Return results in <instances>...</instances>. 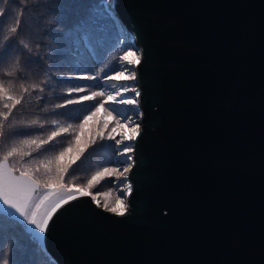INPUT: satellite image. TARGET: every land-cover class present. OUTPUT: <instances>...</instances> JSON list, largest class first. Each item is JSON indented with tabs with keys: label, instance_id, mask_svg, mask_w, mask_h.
<instances>
[{
	"label": "water",
	"instance_id": "1",
	"mask_svg": "<svg viewBox=\"0 0 264 264\" xmlns=\"http://www.w3.org/2000/svg\"><path fill=\"white\" fill-rule=\"evenodd\" d=\"M141 61L124 216L91 197L39 240L55 264H264V0H110Z\"/></svg>",
	"mask_w": 264,
	"mask_h": 264
},
{
	"label": "snow or ice",
	"instance_id": "2",
	"mask_svg": "<svg viewBox=\"0 0 264 264\" xmlns=\"http://www.w3.org/2000/svg\"><path fill=\"white\" fill-rule=\"evenodd\" d=\"M11 0H0V5H6ZM42 7L39 0L32 6V11H38ZM17 10L13 14L7 7H0V35L3 34V28L6 22L11 19L12 24L8 27L11 35L3 36V46L0 47V72L5 77H14L21 71V65L18 54L29 49L28 43L20 38L22 29L20 24L24 13L29 11V0H18L13 4ZM112 4L107 0L106 11L109 14L107 20L99 21L94 17L93 12L84 19L80 20L73 29H68L67 33H75L84 45L85 49L92 52L90 39V28L100 27L107 24L108 21L115 23L112 19ZM14 41V43H11ZM119 40V43H122ZM63 60V57H60ZM141 56L132 49V46L125 48L122 54L116 59L111 71L107 72L100 81L102 84L112 83L115 91H104L102 88L98 91H92L90 94L78 95L85 91L84 86L73 87L69 91V97L61 103L52 106V114L65 115L58 112V109H67L70 105H80L88 101H96L87 112L83 113L82 118L76 121L75 127L80 132L83 131L88 120L96 116L103 109L109 115H114L116 125H129L131 135H121L119 140L109 134L106 139L115 141L114 144L107 145L112 150L114 157H123L116 159L113 166L104 167L96 171L86 183L73 185L66 180L69 169L83 156L85 149L79 147V132L69 133L73 124L60 126L57 120H51V129L46 136H43L40 130L46 128L47 120L41 122L40 118L31 121L19 120L14 116V111L19 110L26 103L25 96L31 95V92L44 93L48 88V79H42L39 83H32L25 86L20 84L18 93L11 83L6 84L0 79V211H3L5 217H11L24 230L31 234V239L41 240L48 231L49 224L54 215L66 205L82 197L91 195V199L97 207H103V210L116 216H124L127 211L124 196H130L133 191L132 183L128 182L127 173L130 172L133 164L129 163L133 159L129 154L134 151L132 141L140 134V124L137 119L141 116L138 107L137 98L140 92L136 87L131 86L125 81H135L137 72L135 66H138ZM32 64H39V61L33 60L30 55L25 61V67ZM60 65H57L59 67ZM127 73V75H125ZM85 79L96 81L99 79L96 75L65 77L63 73L56 83L70 79ZM19 79L23 80V76ZM121 82V86L116 88L115 82ZM31 90V91H30ZM49 91L53 89L48 88ZM132 92V98L127 97V93ZM77 95L73 96L72 94ZM49 98L46 96H37V100L44 101V104L38 105V111H45V105ZM120 106L130 107L132 111L125 112L123 109L117 111ZM104 127H107L105 124ZM115 131V129H113ZM68 134L71 139L66 147L57 151L58 137ZM101 141L105 140L103 130L99 132ZM92 143H96L95 140ZM75 150V155L67 162L65 157ZM50 154V155H49ZM110 163H112L110 161ZM106 177H114L121 185L118 188L119 195L111 192L103 193V205L97 200L91 190ZM112 197L109 201V197ZM2 227V221H0ZM4 264H9L8 260ZM34 264V262H33Z\"/></svg>",
	"mask_w": 264,
	"mask_h": 264
},
{
	"label": "trees",
	"instance_id": "3",
	"mask_svg": "<svg viewBox=\"0 0 264 264\" xmlns=\"http://www.w3.org/2000/svg\"><path fill=\"white\" fill-rule=\"evenodd\" d=\"M101 1L102 0H39L42 7L34 12L32 11V6L37 0H29V11L24 13L20 24V28L22 29L20 38H23L25 42L28 43L30 52L24 50L22 53L18 54L21 71L17 73L16 76L5 77L2 72H0V79H3L6 84L11 83L18 93L20 92L21 83L27 86L32 83H39L42 79H48V88L53 89V91H49L48 88H46L44 93L31 92L30 96L26 95V103L23 107L18 106L19 110L14 111V116L17 121L21 119L31 121L40 118L41 122H44L46 119V128L40 130L43 136H46L48 131H50L51 120L53 119L57 120L60 126H66L69 123L73 124V128L69 129V133L79 132V147L85 149V151L83 156H81L69 169V174L66 177L68 181H77V178L80 180L81 178L79 175H81L82 168H86V163L96 161L101 155L104 156L102 164L107 167L113 166L117 159L113 157L112 150L105 148V145L91 146V138L84 140L83 137H85V134L75 127L76 121L82 118L83 113L87 112L93 103L99 101V97L96 101H88L80 105H70L67 109L57 110L58 112L65 113V115L52 114V106L56 103L64 102L69 97L71 88L84 86L85 89H90V91H98L102 88L100 77L103 75V69L101 66L106 57L105 53L108 48L107 41L109 40L108 33H106L105 30L106 28L95 27L89 29L92 52L85 49L76 35L81 49H83L88 56L87 63L79 61L75 56L72 57V52H68L66 47L63 49L62 46L58 44L57 40L58 37L62 38V36L71 34H66L67 30L73 29L80 20L84 19L92 12L96 18L97 15H95L94 12L100 11V9L104 11ZM16 2H18V0H11L10 3L0 5V7H7L15 14L17 10L13 8V4ZM105 13H107V11ZM112 19L116 22V18L113 14ZM11 24L12 20L9 19L3 28V34L0 35V47H2L4 43L3 36L11 35L8 32V27L11 26ZM117 26L118 29L121 28L119 24ZM109 35L111 36V34ZM11 43H14V41ZM69 43L72 45L75 53L81 51V49L79 50V48L74 45V41H69ZM121 48L122 50L125 49L123 46H121ZM28 55H30L33 60L39 61V64H32L25 67V61L28 59ZM60 57H63V60H61ZM54 59H56L57 64L60 65L59 67H57V65L54 66ZM61 73H63L65 77L69 75H75L77 77L96 75L99 79L90 81L76 78L56 83ZM20 76H23V80L19 79ZM72 95L75 96L77 94L73 93ZM78 95H81V93ZM37 96H46L49 98L45 105V111L43 112L38 111V105L44 104L45 102L37 100ZM57 139L60 142L57 144V151H59L67 146L71 136L65 134ZM2 151L3 149L0 147V155H2ZM74 155L75 150L69 153L65 162ZM110 161L112 163H110ZM74 176L76 178H73ZM0 221H2V227H0V260L3 254L8 251L7 254L14 252L13 258L10 259L12 264H33V262L35 264L34 254L41 255L45 260V264H55L46 254L40 242L31 239V236L24 230L22 225H19L11 217H5L2 212H0ZM19 249L23 251V254H20Z\"/></svg>",
	"mask_w": 264,
	"mask_h": 264
},
{
	"label": "rangeland",
	"instance_id": "4",
	"mask_svg": "<svg viewBox=\"0 0 264 264\" xmlns=\"http://www.w3.org/2000/svg\"><path fill=\"white\" fill-rule=\"evenodd\" d=\"M102 7L104 9V11L106 12V8H107V0H102L101 1ZM101 7V8H102ZM102 9H100V11L94 12L95 15H97L96 19H98L99 21H105L108 18V13H105ZM117 20L115 23H112L111 21H108L107 24H102V26L105 30L106 33H108V38L109 40L107 41V45L108 48L106 50V57L104 58V62L102 64V69H103V75L100 77V81L104 78L105 74L109 71H111V68L113 67L116 59L122 54L123 50L121 48V46H124L125 44H123L125 42L124 39L127 38V34L121 29H118V24H117ZM105 26V27H104ZM111 34V36L109 35ZM58 44H60L62 46V48L64 49V47H66V49L69 51H71V55L72 57L75 56L77 57V59L79 61H83L84 63H87V59L88 56L85 54V51L83 49H81L79 40L76 38V34L75 33H71V34H67L66 36H62V38L58 37ZM119 40H124L122 43H119ZM74 41V45L77 46L79 48V50L81 49V51H79V53H75V51H73L72 45L69 43ZM129 47L126 45V48ZM133 49V48H132ZM134 51H136L135 49H133ZM137 52V51H136ZM76 54V55H75ZM138 55V53H137ZM54 66L58 65L56 62V59L53 60ZM125 75H127V73H125ZM112 83L113 82H109L106 84H102L101 83V87L104 91H115L116 89L112 87ZM116 83V88H119L121 86V82L117 81ZM124 83H127L131 86L136 87L133 84V81H125ZM92 92V90L90 91V89H85L84 92H81V96L82 95H86V94H90ZM134 96V93L131 92L127 94L128 98H132ZM121 109H123L125 112L128 111H132L131 108H126L124 106H120L117 111H120ZM136 110V109H135ZM137 111V110H136ZM107 125V127H104V125ZM122 128H123V124L122 125H116L115 119H114V115H109L108 113H106L103 109H101L95 117H93L92 119L88 120L87 124H85L84 129L82 131V133L85 134V137H83L84 140L90 139L91 142V146L94 145H105V148H107V145L110 144H114L115 141H108L106 139V137L111 134L112 136L115 137L116 140H119L121 138L122 135ZM113 129H115V131H113ZM103 130V133L105 135V140L101 141L99 138V132ZM89 135V136H88ZM95 140L96 143H92V141ZM88 149V148H86ZM101 153V152H100ZM99 154V153H97ZM131 156V153L129 154ZM87 157V156H86ZM114 157V156H113ZM67 158V156L65 157V159ZM104 156H99L98 159L96 161H93L92 163L87 162L86 163V168L83 169L82 168V172L81 175H79V177L81 178L80 180L77 178V181L75 180H71L70 182L73 185H78V184H82V183H86L88 179L91 178V176L96 172L101 170L105 166L104 164H102ZM117 159H123V157H114ZM129 163H131V161H129ZM83 175V176H82ZM73 178H76L75 176ZM121 185L119 184L118 181H116V179L114 177H106L105 179H103L102 181H100L92 190H91V194L95 195L97 200L100 202L101 205H103L104 203V197H103V193L105 192H111L114 195H119V191L118 188ZM91 197V195H90ZM125 199V196L123 197ZM112 197H109V201H111ZM126 203V202H125ZM3 213V211H0ZM23 227V226H22ZM24 228V227H23ZM29 234V233H28ZM29 236H31V234H29ZM39 241V240H38ZM11 252V251H10ZM20 254H23L22 250L20 251ZM8 251H6L3 256L1 257L0 260V264H4L5 260L9 261V264H12L10 262V259L13 258L12 256L14 255V252H11L10 254H7ZM34 260H35V264H42L45 262L44 258L41 255H33ZM45 264V263H44Z\"/></svg>",
	"mask_w": 264,
	"mask_h": 264
},
{
	"label": "bare ground",
	"instance_id": "5",
	"mask_svg": "<svg viewBox=\"0 0 264 264\" xmlns=\"http://www.w3.org/2000/svg\"><path fill=\"white\" fill-rule=\"evenodd\" d=\"M124 40H126V39H124ZM123 40V41H124ZM130 94H131V92H129ZM128 94V93H127ZM126 94V95H127ZM126 108H130V107H126ZM137 122H138V119H137ZM122 134L124 135V136H129V135H131V130H130V126L129 125H125V124H123V128H122Z\"/></svg>",
	"mask_w": 264,
	"mask_h": 264
}]
</instances>
